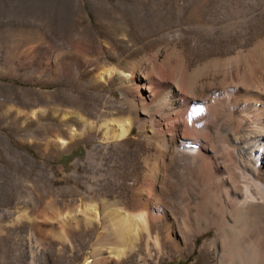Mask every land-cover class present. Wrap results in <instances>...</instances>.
Masks as SVG:
<instances>
[{
  "label": "rangeland",
  "instance_id": "1",
  "mask_svg": "<svg viewBox=\"0 0 264 264\" xmlns=\"http://www.w3.org/2000/svg\"><path fill=\"white\" fill-rule=\"evenodd\" d=\"M245 1L0 0V264L92 262L99 235L110 230L84 224V210L96 204L100 214V198L125 200L135 189L145 195L154 184L162 204L178 196L183 157L174 145L206 119L203 95L264 59V0ZM219 14L242 28L213 34ZM239 44L254 50L237 54ZM130 73L154 89L177 75L198 92L181 91L169 111L144 110L137 89L123 83ZM128 120V132L112 138ZM64 122L77 136L67 139ZM51 132L66 137L63 146H54ZM75 216L79 226L69 224ZM154 240L160 253L149 264H264V255L247 251L235 259L201 252V237L192 250L178 249L157 226ZM112 262L145 264L124 254Z\"/></svg>",
  "mask_w": 264,
  "mask_h": 264
},
{
  "label": "bare ground",
  "instance_id": "2",
  "mask_svg": "<svg viewBox=\"0 0 264 264\" xmlns=\"http://www.w3.org/2000/svg\"><path fill=\"white\" fill-rule=\"evenodd\" d=\"M211 19L213 34L224 31L233 35L243 24L236 20L227 25L226 18L220 14ZM236 49L237 54L246 49L254 50L244 44H239ZM258 61V69L246 66L242 79L222 81L221 78L203 95L206 96L203 110L206 119L191 137H182L174 145V154L183 158L177 177L179 192L173 201L159 202L154 196L157 194L154 184L151 192L145 195L135 189L125 200L114 195L113 201L107 203L108 199L100 198V214L96 204L84 210V224L110 232L99 235L95 259L90 262L85 258L81 264H113L112 256L123 254L128 260L142 259L149 264L158 259L160 253L158 242L154 240L151 244L148 241L153 226L162 229L173 246L181 250H192L194 240L201 237V252L231 257L241 251L250 252L252 256L264 255V226L258 229L261 233L257 230L264 219V59L259 57ZM122 75L123 83L134 86L143 98L140 105L144 110L148 107L158 108L159 112L161 107L171 109L179 101L181 91L198 92L196 82L189 80L181 84L177 75L174 83L163 81L156 89L146 87L142 76ZM136 111L135 118H138L140 111ZM78 116L82 118L80 114ZM104 122L108 132V122ZM63 124L66 130L60 129L67 133V139L74 138L76 133L70 124ZM131 126V120L120 124L111 130L112 138L124 136ZM51 134L55 147L64 145L66 137ZM99 190H92V194H99ZM48 205L56 216H63L52 200ZM31 211L24 212L23 217L30 218ZM78 221L75 216L69 224L79 226ZM59 236L69 240L66 230ZM152 246L158 247L155 253ZM141 248L145 251L143 255Z\"/></svg>",
  "mask_w": 264,
  "mask_h": 264
}]
</instances>
